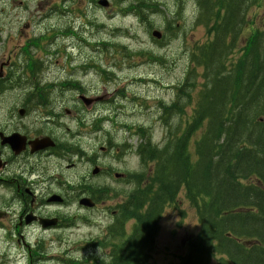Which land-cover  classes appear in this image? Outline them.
I'll return each instance as SVG.
<instances>
[{
  "label": "trees",
  "instance_id": "16d2710c",
  "mask_svg": "<svg viewBox=\"0 0 264 264\" xmlns=\"http://www.w3.org/2000/svg\"><path fill=\"white\" fill-rule=\"evenodd\" d=\"M253 9L263 11L264 0L199 4L196 24L207 34L191 56L200 68L194 78L203 86L193 121L177 139L170 141V135L163 150L147 149L145 158L153 167L146 169L144 188L129 200L128 216L137 228L114 249L113 264H148L161 212L180 188L200 225L189 264H240L239 256L263 264L264 243L257 231L264 229V215L246 201L250 194L261 196L250 181L264 182V12L253 22ZM232 182L239 191L230 189ZM241 237L257 239L260 247L242 252Z\"/></svg>",
  "mask_w": 264,
  "mask_h": 264
},
{
  "label": "flooded vegetation",
  "instance_id": "af4514ba",
  "mask_svg": "<svg viewBox=\"0 0 264 264\" xmlns=\"http://www.w3.org/2000/svg\"><path fill=\"white\" fill-rule=\"evenodd\" d=\"M10 61L0 65V245L16 249L15 264H81L83 256L70 248L76 242L70 231L89 220V211L110 210L114 184L128 186L126 164L110 158L109 141L99 145L95 133L82 138L76 131L81 117L101 116L95 105L80 100L91 98L97 89L89 92L77 80L62 78L45 90L38 79H29L32 73L11 77L21 71L10 72ZM176 92L166 89L172 99L160 103L159 114ZM253 184L263 199V181L255 178ZM82 200L93 207L81 206ZM253 202V210L259 211L256 197ZM259 243L252 240L242 252L252 253L250 248H259ZM239 259L240 264H253L249 256Z\"/></svg>",
  "mask_w": 264,
  "mask_h": 264
},
{
  "label": "rangeland",
  "instance_id": "374dc122",
  "mask_svg": "<svg viewBox=\"0 0 264 264\" xmlns=\"http://www.w3.org/2000/svg\"><path fill=\"white\" fill-rule=\"evenodd\" d=\"M172 0L164 1L167 4L165 7L168 10V14L160 19H155L153 23L154 30L163 31L166 24L163 22H173L171 30L167 35L170 38L176 34L173 26L178 25L182 27L179 31L186 35L188 43L194 46L201 44L205 40V33L202 28H194V21L196 17V6L193 3H189L184 9L182 17L176 15L175 10H179L178 7L173 6ZM187 0H177V3L184 4ZM191 1V0H190ZM64 9H69L65 6ZM85 12V17L79 18L78 11L76 16H64L58 19L56 22H36V26L39 28H48L50 30V39L47 49L52 52L49 56L50 75L52 74L56 79L63 78H76L82 82L85 89L90 88L88 85L92 84L95 78L94 71L83 70V66L93 61L94 57L101 58L98 68L106 69L107 67H123L126 64L130 66V69L122 68L121 70L109 69L117 77L120 78V84H117V88L120 89L124 95L122 102H125L127 106V117L117 118V122L122 124L121 126H127L132 129L133 132L127 130L117 129V140L121 138L126 139V144H129L131 148L138 145L140 137H135V129L137 127H144L151 129L153 133L152 141L157 143L160 134L163 132L159 123H155V118L146 116L144 111L140 109L141 113L131 114L132 106L128 100L132 97H141L145 101L150 95L162 96L158 93V87L155 84L149 82H139L140 78L153 79L161 78L162 82L166 83H179L185 72L188 71L189 64L188 59L184 55L181 48V42L175 39H169L165 43V47H160L157 43H152L148 40L143 31L137 27V23L129 18L123 19V21H96L92 16V9L88 5H82L80 7ZM31 11V14H35L32 7H16L14 13L17 14L20 20H26ZM194 14V19H193ZM193 19V20H192ZM168 21V22H169ZM166 23V22H165ZM12 29H14L11 26ZM192 28V31L190 30ZM59 29L66 31L65 36H59ZM75 32V37H72V33ZM101 44H105L107 48H103ZM116 45L125 47L126 51H119L110 48V46ZM61 46L66 49V55L60 56L56 51V47ZM72 47H74L72 49ZM116 53V54H115ZM114 55V56H113ZM74 59V60H72ZM159 59L163 65L156 64L155 68L151 60ZM72 68H76L74 72H71ZM66 72L68 75L65 76ZM72 76H69L72 74ZM156 73V74H155ZM57 76V77H56ZM135 79L130 84L129 80ZM90 80V81H87ZM164 84V83H162ZM171 95L165 96L163 99L168 101ZM131 116H133L131 118ZM145 133H141L143 135ZM143 140V138H142ZM132 155V154H131ZM134 156V155H132ZM129 169L136 170V160L132 157L128 158ZM146 173V170H145ZM122 186L118 183V187ZM176 215L177 219L174 222L163 217L160 224V233L158 236V252L161 250V254L155 256L154 264H176L177 259L174 255H182L185 252L183 241H189L191 237L197 235L199 230L196 213L193 207L186 202V198L179 197L176 202ZM96 219V215H92ZM174 221V220H173ZM105 224V223H104ZM103 225L97 224L92 227L81 228L75 235V239H89L98 236L102 230ZM260 228V227H259ZM264 233V229L260 228ZM7 250V252H6ZM86 252H76V254H84ZM93 255H98L99 252L92 250ZM15 250L13 248H7L0 245V262L2 264H15ZM6 256V257H4ZM79 256V255H78ZM18 264H21L18 263ZM49 264H60L55 261H50Z\"/></svg>",
  "mask_w": 264,
  "mask_h": 264
},
{
  "label": "bare ground",
  "instance_id": "6f19581e",
  "mask_svg": "<svg viewBox=\"0 0 264 264\" xmlns=\"http://www.w3.org/2000/svg\"><path fill=\"white\" fill-rule=\"evenodd\" d=\"M133 116H131V118H132ZM119 119V118H118ZM233 192H235V191H239L237 188H236V186H235V184L232 182V185H231V188H230ZM229 197V196H228ZM252 197V198H251ZM256 197V199H257V203H258V205L260 206V207H262L260 210H259V212H260V214H263L264 215V207H263V204H264V198L262 199V197L261 196H258V195H256V194H250L249 196H248V199H246V201H248V202H250V203H254L253 202V198H255ZM238 199H240V197L239 198H234V199H228V201H229V203H232V202H234V201H236V200H238ZM155 212H156V210H155ZM257 225H260V224H257ZM257 233L258 234H260L261 235V237H262V242L264 243V233L262 232H259V231H257ZM236 249V248H235ZM237 251V250H236ZM258 254V253H257ZM248 255V254H247ZM256 255V254H255ZM255 255H254V257H255ZM263 255H264V252H263ZM250 256H252V255H250ZM262 256V255H261ZM242 264V263H241Z\"/></svg>",
  "mask_w": 264,
  "mask_h": 264
},
{
  "label": "water",
  "instance_id": "95a60500",
  "mask_svg": "<svg viewBox=\"0 0 264 264\" xmlns=\"http://www.w3.org/2000/svg\"><path fill=\"white\" fill-rule=\"evenodd\" d=\"M158 36H159V35H155V37H157V38H158Z\"/></svg>",
  "mask_w": 264,
  "mask_h": 264
}]
</instances>
